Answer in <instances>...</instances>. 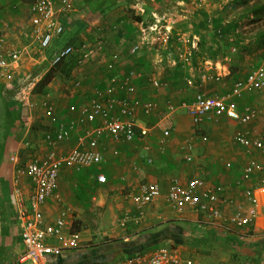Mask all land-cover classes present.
Masks as SVG:
<instances>
[{
	"label": "crops",
	"instance_id": "1",
	"mask_svg": "<svg viewBox=\"0 0 264 264\" xmlns=\"http://www.w3.org/2000/svg\"><path fill=\"white\" fill-rule=\"evenodd\" d=\"M36 1L0 0V12L4 19L0 33L6 40V49L23 47L25 50L20 61L13 67L16 79L21 84L31 76L42 79L51 68L54 54L67 45L79 49L80 44H87L95 51L84 66L74 67L73 62L70 81L59 75L47 86L48 93L45 96L35 94L33 90L32 101L36 104L33 110L22 106L17 89L0 83V99L4 103L5 113L1 126L6 132L10 122L6 116V108L13 104L19 111V124L22 125L21 132L13 131L15 136L3 135L4 139H11L13 148L10 162H3L0 167V264H19L18 258L24 252L22 229L17 219L14 176L19 166L41 160L50 150L44 140L45 134L54 131L57 124L48 116L43 104L49 102L54 106L58 122H68L78 116V109L76 112L69 111L72 104H88L95 87L106 89L110 86L111 79L122 77L130 71L138 74L134 80L136 93L132 97L141 102H154L156 105L149 116L144 115L141 110L137 112L141 125L149 126L151 132L148 137L133 141H114L109 137H101L100 143L103 147L100 148L107 160L104 165L80 170L73 167L70 170L74 173H70L66 167L61 170L56 194L61 196L62 201L50 198L43 205V226L52 223L61 210H69L70 221L65 232L78 233L80 247L64 251L59 256H50L40 264H103L105 261L118 263L129 259L126 250L134 245H144L145 253L142 255L145 256L154 254L162 247H168L178 250L183 260L190 259L200 264V261L192 257L208 255L211 258L214 255L225 264H264V188L255 190L258 200L255 205L245 197V190L257 186L258 180L264 177V152L254 150L249 155L234 140L236 132L242 130L248 132L250 137L261 135L264 141V90L238 98L237 107L241 112L246 108L260 111L259 118L245 126L226 117L216 123L206 121L195 125L188 113L178 107L182 102H191L197 93L210 96L227 93L236 81L245 80L251 70L248 68L251 60L249 56L237 62L236 66L232 56L227 61V57L221 54L204 57V61L199 58L198 65L193 64V50L198 49V44L204 42L200 36L193 34L192 24L196 19L197 8L204 0H117L119 3L135 2L136 6L132 4L131 7L140 8L138 14L152 12L158 27L164 32L158 38L164 46L160 57L145 50V46L152 47L154 38L146 31L138 28L112 32L115 28V15L108 12L115 0H73L70 10H62L56 4L57 18L63 24L64 31L62 35L54 36L50 47L43 50L32 33L31 6ZM163 4L168 7L176 4V7L161 12ZM215 9L213 3H208V14ZM142 20V17H138L136 23H141ZM178 21L183 22L188 29H178ZM172 29L176 31L174 36ZM236 30L239 32L244 29L238 26ZM212 32L215 33L214 30ZM221 35V30H217L219 39H222ZM173 37L175 41L170 46V39ZM135 38L138 41L134 44H138L139 50L133 55L130 52L133 46L130 40ZM235 48L232 45L230 49L235 51ZM182 49L184 57L181 59L178 52ZM75 54L79 57L78 51ZM113 55L118 56L114 71L107 67ZM230 67L236 68L234 75L231 74ZM258 68L263 70L260 66ZM154 81H158L160 86L156 87ZM76 82H80V86L76 87ZM115 95L123 97L126 92L117 89ZM169 104L175 105L177 109L173 115L171 136L162 153L160 141L163 138L164 124L161 119L167 115ZM25 119L28 127H25ZM88 127L89 125H77L70 139L58 144L55 149L59 154L67 153L76 146L78 137ZM19 136L21 140L16 141ZM191 139V150L184 151L183 145ZM250 157L263 170L256 173L251 180L244 181L243 171ZM135 166L138 169H134ZM100 174L106 176V183L97 181ZM173 179L183 184L200 179L207 187L222 186L224 192L218 207L224 214L240 205L246 214L256 211L257 217L245 227L226 228L223 225L218 228L213 227L203 214H196L189 209L177 212L167 200ZM148 182L160 185V196L144 208V217L138 224L120 226L117 223L119 216L124 212H137L131 195L137 193L141 184ZM70 184L73 188V191L69 190L70 194L74 193L75 197L80 194L87 195L90 201L97 203V212L94 208H87L85 202L77 198L74 206L71 203L67 204L70 206L66 205ZM20 186L29 210L30 179L21 178ZM93 193L95 197H92ZM49 242L57 244L56 240ZM208 242L219 246H209Z\"/></svg>",
	"mask_w": 264,
	"mask_h": 264
},
{
	"label": "built area",
	"instance_id": "2",
	"mask_svg": "<svg viewBox=\"0 0 264 264\" xmlns=\"http://www.w3.org/2000/svg\"><path fill=\"white\" fill-rule=\"evenodd\" d=\"M195 2L200 0H194ZM60 5L62 10H70L73 7V0H37L31 6L33 13V36L39 40L41 49L46 50L50 47L53 37L61 35L64 26L58 21L57 7ZM3 15L0 12V26L3 24ZM183 40V39H181ZM131 54L138 52V44H133ZM235 50V49H234ZM79 52L78 66H84L94 54V48L87 44H82L79 49L73 45H67L58 50L51 59V67L55 66ZM184 49L179 50L178 54L182 59ZM22 48L6 49V40L0 33V83L8 87L17 89L20 96L19 102L24 108L33 110L36 104L32 101L33 90L41 80L39 76H31L24 84L16 79L13 67L24 55ZM188 59V56H187ZM117 55L112 56V61L107 65L108 70H115ZM138 76L137 72L130 71L122 77H114L111 84L106 89L95 87L93 95L88 104H72L69 111H78V116L74 119L58 122L55 116L54 106L45 102L46 113L50 116L57 127L54 131L46 132L45 143L50 150L40 160H33L16 169L14 176L15 189L14 194L17 204V219L21 225V238L24 252L18 258L19 264L33 262L40 264L50 256H59L64 251L76 250L80 247V236L74 232L66 234V227L69 225V210H61L57 218L50 224L43 226L44 214L43 205L50 199L55 198L61 202L62 198L56 194L58 179L61 170L64 167H71L80 170L90 166L104 165L107 160L100 147L101 137H109L114 141H133L142 140L149 136L151 128L141 125L137 117V112L149 116L152 114L156 105L154 102H141L132 96L136 93L134 80ZM213 78V77H212ZM216 80H219L216 78ZM115 85H112V84ZM156 87L160 86L158 81L153 82ZM80 86V82L74 84ZM125 91L126 95L119 97L115 92ZM264 90V72L261 68L251 71L245 80L236 81L231 89L224 94L207 95L197 93L191 102H182L178 107L184 109L191 117L195 125H200L206 121L218 122L222 117L239 122L241 125H248L260 116V111L256 108H246L241 112L236 104V98L244 94H251ZM177 107L169 104L168 113L161 121L164 124L162 128L163 138L160 141V150L163 153L171 136V126L173 115ZM28 119V118H27ZM25 119V127H28ZM89 127L78 137L77 144L65 154H59L55 149L58 144L70 139L76 126ZM248 132L239 130L234 136L235 142L243 147L250 155L252 151L264 152V141L261 135L255 134L253 137ZM192 139L188 140L182 147L184 151L191 150ZM28 147V143L25 144ZM114 154H117L115 152ZM134 169H138L137 166ZM263 168L258 162L250 157L247 162L242 179L251 180L252 177L262 171ZM27 177L31 182L30 209L25 205V194L21 189V178ZM101 184L107 182L104 174L97 177ZM259 187L264 188V177L258 180V185L245 190L246 199L253 205L257 203L255 190ZM224 188L222 186L207 187L200 179H194L187 184L173 179L170 183L167 200L169 205L177 212L189 209L196 214H203L213 227L235 228L250 225L257 217L256 211L246 214L244 208L240 205L234 206V209L224 214L218 204L222 201ZM161 194V187L154 182L141 184L137 193L131 195V201L135 204L137 212L131 214L124 212L117 218V223L125 227L130 223L138 224L144 217V208L152 204ZM49 240H56L57 244H52ZM105 264H200L190 259L183 260L178 250L174 248L162 247L150 256L140 255L129 258L118 263Z\"/></svg>",
	"mask_w": 264,
	"mask_h": 264
},
{
	"label": "trees",
	"instance_id": "3",
	"mask_svg": "<svg viewBox=\"0 0 264 264\" xmlns=\"http://www.w3.org/2000/svg\"><path fill=\"white\" fill-rule=\"evenodd\" d=\"M25 1V0H22ZM90 1V0H89ZM213 3L216 7L215 11L208 14V3ZM201 5L197 8L196 19L192 24L193 34L198 35L203 39L204 44H198V49L193 50V64L198 65L199 58H207L212 54L225 55L224 57H231L237 62H241L246 58V56L253 55L257 50L264 53V2L261 0H204L200 2ZM140 22L141 19L139 18ZM246 23L250 27H256L257 31L255 34V29L251 31L241 30L237 32L238 26ZM211 25V26H210ZM249 29V28H248ZM214 30L215 33L212 31ZM217 30H221V37H217ZM173 36L176 34L175 29H172ZM63 34V33H62ZM61 34V35H62ZM175 41V37L170 39L169 45L171 46ZM202 42V41H201ZM205 45V46H204ZM235 45V51H231V46ZM81 46V44H80ZM233 54V55H232ZM204 58V59H205ZM203 59V61H204ZM252 59V58H251ZM256 60V59H255ZM255 60H249L250 64L248 66L249 70H254L258 68V64ZM262 60V58H261ZM78 54L71 56L69 59L52 66L44 77L37 83L34 93L38 95L45 96L48 93L47 86L59 75L66 77V80L72 78L73 62L74 67L78 66ZM231 74H235L236 68L230 67ZM250 70V72H251ZM264 72V71H263ZM249 74V72H248ZM247 74V75H248ZM70 81V80H69ZM6 116L10 119L9 127L6 132H3L2 136L10 137L13 131L22 130V125L19 124L20 114L16 106H8L6 108ZM7 118V119H8ZM14 127V128H13ZM13 128V129H12ZM12 131V132H11ZM11 151H5L0 167L3 162H10ZM187 241V240H186ZM185 241V243H187ZM189 241V240H188ZM135 246V247H134ZM129 247L127 251V257L133 258L140 256L145 253L144 245H134ZM107 261L103 262V264Z\"/></svg>",
	"mask_w": 264,
	"mask_h": 264
},
{
	"label": "rangeland",
	"instance_id": "4",
	"mask_svg": "<svg viewBox=\"0 0 264 264\" xmlns=\"http://www.w3.org/2000/svg\"><path fill=\"white\" fill-rule=\"evenodd\" d=\"M261 1L264 2V0H261ZM132 4L135 5L136 3L135 2H128V1H124V2H120L119 3V2H117V0L114 1L113 7H110L109 8V12H108V13L111 12V13H113L115 15L114 20H113V22L115 23V24H113V25H115V28L112 29V32L117 33L119 30H123L124 31L126 29H136L137 30L138 28L146 31V33H148L149 35H151L154 38L152 39V41H153L152 47H150L151 45L145 46L144 47L145 50H147V52L148 51L149 52H154L156 54L155 57H160V54H162L161 50H163L164 46L160 43L161 39H158V38H161L162 34L164 33L163 29L158 27L157 21H156L155 17L152 15L151 11H148L147 14L146 13L138 14L140 8H138V9L132 8L131 7ZM163 5L164 6H162L160 8L161 12H167V10H172V8L175 9V7H176V4H173V6H170V7L166 6V4H163ZM130 11H134V13L133 12L131 13ZM138 17H142L143 18L141 23H136ZM182 23L183 22L178 21L176 27L178 29H180V30H182L183 28H184V30L185 29L187 30L188 27L186 28L185 24H182ZM241 26H242V28L244 30H247V31H251L254 28V27H250L246 23H244ZM255 28H254L255 31L254 32H250L249 34H251V33L255 34V32L258 29L257 26ZM121 40H122V38H121ZM137 41H138L137 38H135L133 40H130L131 44H134ZM232 52H233V50H232ZM250 56L252 58L251 60H255L256 59L254 61V63L256 62V64H258V66L262 67V69L264 71V64H263L264 53L262 51H260V50H257L253 55H250ZM261 58H262V60H261ZM200 59H203V58H200ZM237 103H238V98L236 100V104ZM3 106H4V103H2V100L0 99V123L2 122V120H3L4 116H5ZM237 106H238V104H237ZM1 125L2 124H0V162H1V159H2L5 151H8L10 153V151L13 148L11 139H4V137L2 136L3 132H5V128L2 127ZM38 128H42V127H37V129ZM19 140H21L20 136H19V138H17L16 141H19ZM26 157H28V156H26ZM66 168H67V170L70 173H74L73 170H70L71 167H66ZM70 185H71V189L69 188L67 190L68 198H67V201H66V205L71 203L74 206L75 198H77L78 200L79 199L83 200V203L85 202V206L87 208H91V209L94 208V209H96V212H97V208H98L97 203H93V200L90 201V199L85 194H83V195L80 194V195H82L81 197H80V195L75 197L74 193L70 194L69 190L73 191L72 184H70ZM82 189H83V186H82ZM95 196H96L95 193H93L92 197H95ZM67 206H70V205H67ZM208 244H209V246H219V245H213V244H211L209 242H208ZM216 257L217 256H214V255L211 258H209L208 255H197V257H192V258L195 259V260L197 259L202 264H225L222 260H220V259H218Z\"/></svg>",
	"mask_w": 264,
	"mask_h": 264
}]
</instances>
